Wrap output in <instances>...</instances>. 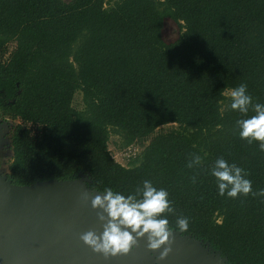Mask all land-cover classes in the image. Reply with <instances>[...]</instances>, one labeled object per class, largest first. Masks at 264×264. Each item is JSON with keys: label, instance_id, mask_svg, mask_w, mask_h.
Segmentation results:
<instances>
[{"label": "trees", "instance_id": "trees-1", "mask_svg": "<svg viewBox=\"0 0 264 264\" xmlns=\"http://www.w3.org/2000/svg\"><path fill=\"white\" fill-rule=\"evenodd\" d=\"M109 1L0 0L6 179L85 175L91 190L124 195L149 180L168 192L170 227L187 217L182 235L230 264H264V151L238 135L251 107L241 115L225 97L243 83L264 104V0ZM166 18L181 31L172 43L161 38ZM169 124L181 130L157 132ZM110 130L140 148L131 166L111 157ZM219 157L247 173L252 193L217 194L210 169Z\"/></svg>", "mask_w": 264, "mask_h": 264}, {"label": "water", "instance_id": "water-1", "mask_svg": "<svg viewBox=\"0 0 264 264\" xmlns=\"http://www.w3.org/2000/svg\"><path fill=\"white\" fill-rule=\"evenodd\" d=\"M0 122L1 145L6 121ZM89 182L80 175L17 186L0 173V264H230L210 254L207 243L179 232L157 250H148L146 240L139 238L127 254L93 252L80 239L85 232L102 231L99 209L90 204L97 191L88 188ZM165 246L171 250L160 260Z\"/></svg>", "mask_w": 264, "mask_h": 264}, {"label": "clouds", "instance_id": "clouds-1", "mask_svg": "<svg viewBox=\"0 0 264 264\" xmlns=\"http://www.w3.org/2000/svg\"><path fill=\"white\" fill-rule=\"evenodd\" d=\"M230 97L231 110L246 116L251 107L254 113L246 119L236 121L239 137L248 143L259 142V149L264 151V104L253 103V98L247 93L243 83L230 90ZM200 160L199 156H195L188 166L198 165ZM210 174L215 178L218 195L236 198L238 195L252 193V182L246 178L247 173L222 157L215 160ZM96 193L90 204L92 209H99L96 215L102 223V231L99 235L93 231L85 232L80 239L93 252L105 257L127 254L139 238L146 240L148 250H157L162 245L171 243L173 232L184 233L189 230L187 217H178L175 229L170 227L165 215L173 212L168 192L164 188H156L149 180H144L128 195L111 188H104ZM258 194L264 196V189ZM170 250V247L165 246L158 259L163 260Z\"/></svg>", "mask_w": 264, "mask_h": 264}, {"label": "rangeland", "instance_id": "rangeland-1", "mask_svg": "<svg viewBox=\"0 0 264 264\" xmlns=\"http://www.w3.org/2000/svg\"><path fill=\"white\" fill-rule=\"evenodd\" d=\"M69 1V0H64ZM114 1L117 0H110L108 4H112ZM107 4V6H108ZM181 31L177 24H175L172 20L166 18L163 21V27L161 30V38L165 43H172L174 42L178 36L180 35ZM225 97H230V90H227L225 92ZM72 106L75 110L81 111L83 109V103H82V96L81 92H77L73 98ZM0 124H3V122H0ZM9 126L10 123L6 122V130L3 128L4 136L1 141L0 145V173L4 175L7 172V166L11 161V158L13 156L11 143L9 140ZM172 129L181 130V128L176 124H169L160 127L157 132H167ZM108 150L110 152L111 157L119 163L120 165L124 167H129L132 162L134 161V158L139 154L140 148L136 145H129V146H123V141L118 133H115V131L110 130V137L108 141Z\"/></svg>", "mask_w": 264, "mask_h": 264}, {"label": "flooded vegetation", "instance_id": "flooded-vegetation-1", "mask_svg": "<svg viewBox=\"0 0 264 264\" xmlns=\"http://www.w3.org/2000/svg\"><path fill=\"white\" fill-rule=\"evenodd\" d=\"M208 251H209L210 254H213V255H215V256L218 254V253L215 252L214 250H208Z\"/></svg>", "mask_w": 264, "mask_h": 264}, {"label": "built area", "instance_id": "built-area-1", "mask_svg": "<svg viewBox=\"0 0 264 264\" xmlns=\"http://www.w3.org/2000/svg\"><path fill=\"white\" fill-rule=\"evenodd\" d=\"M28 125L31 126L32 124L29 123Z\"/></svg>", "mask_w": 264, "mask_h": 264}]
</instances>
